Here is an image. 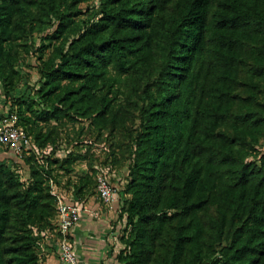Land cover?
I'll return each instance as SVG.
<instances>
[{"label":"trees","instance_id":"16d2710c","mask_svg":"<svg viewBox=\"0 0 264 264\" xmlns=\"http://www.w3.org/2000/svg\"><path fill=\"white\" fill-rule=\"evenodd\" d=\"M63 5L0 0L2 80L14 73L12 38L27 24L54 28L39 89L46 107L26 111L99 132L135 126L118 263L264 264V0H100V17L83 28ZM24 111L18 125L30 136ZM40 146L36 135L29 156ZM47 165L30 166L23 182L0 161V264H40L41 234L55 233L46 176L58 182ZM88 187L67 189L80 202Z\"/></svg>","mask_w":264,"mask_h":264},{"label":"rangeland","instance_id":"374dc122","mask_svg":"<svg viewBox=\"0 0 264 264\" xmlns=\"http://www.w3.org/2000/svg\"><path fill=\"white\" fill-rule=\"evenodd\" d=\"M62 13L69 15L68 18L77 22L81 28L89 26L100 17V0H64V5L60 7V14ZM51 21L54 22V18ZM34 27L27 24L24 34L18 33L7 46V49L12 50L14 58V61L7 65V72L12 65L14 73H9V85H5L2 80L3 70L0 68V118L16 113L19 109L25 110V116L32 122L27 127L28 132L32 139L37 135L42 146L38 155L32 154L19 162H13L12 156L9 155L11 160L6 158L4 163L16 170L23 182L30 179V166H36L38 162L44 168L47 164L54 165L51 175H54L58 182L56 192L68 193L71 190L67 189L70 183L77 182L79 189L88 185L92 196L96 195L91 187H94L95 176L102 173L113 183L122 186L121 181L125 180L129 167L130 139L135 133V126L127 122L117 129L99 132L85 119L64 118L44 124L35 121L32 113L26 111L25 104H30L33 111H41L46 107L40 98L39 89L43 83V62L49 58L52 50L46 47V37L54 28L41 33ZM125 98L126 96H123L119 101L125 102ZM128 101L130 102L124 107L132 114L135 111L136 99L131 98ZM6 151L7 149H0V153ZM0 161L3 160L0 158ZM83 179L90 181L83 184L85 181H80ZM48 188L51 191L49 186Z\"/></svg>","mask_w":264,"mask_h":264},{"label":"crops","instance_id":"0c3cea01","mask_svg":"<svg viewBox=\"0 0 264 264\" xmlns=\"http://www.w3.org/2000/svg\"><path fill=\"white\" fill-rule=\"evenodd\" d=\"M0 158L5 161L7 156L0 153ZM121 188L109 203H103L97 194L84 195L80 202L76 200L81 206L80 218L69 234L78 264H119L116 256L122 249L119 236L123 226L119 210L130 199ZM38 251L40 264H60L53 231L41 234Z\"/></svg>","mask_w":264,"mask_h":264},{"label":"built area","instance_id":"2783aa9c","mask_svg":"<svg viewBox=\"0 0 264 264\" xmlns=\"http://www.w3.org/2000/svg\"><path fill=\"white\" fill-rule=\"evenodd\" d=\"M7 149L8 156H12L13 162H19L29 156L32 151V139L26 134L23 128L18 125L16 113L7 114L0 118V149ZM8 161V162H12ZM50 187V193L56 200V229L58 253L57 258L60 264H78L76 255L70 241V230L79 221L81 206L73 198L72 193L56 192L57 186L53 178L46 176ZM120 186L113 183L105 174L96 177V192L103 203L111 202L119 193Z\"/></svg>","mask_w":264,"mask_h":264}]
</instances>
